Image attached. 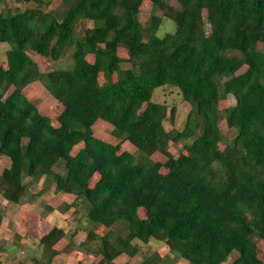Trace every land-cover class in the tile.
Returning <instances> with one entry per match:
<instances>
[{
	"label": "trees",
	"instance_id": "trees-1",
	"mask_svg": "<svg viewBox=\"0 0 264 264\" xmlns=\"http://www.w3.org/2000/svg\"><path fill=\"white\" fill-rule=\"evenodd\" d=\"M148 1L145 21L142 0H60V19L38 7L0 9V42L9 45L0 63V196L21 204L44 178L71 195L65 210L84 211V226L53 224L38 238L44 264L73 251L112 264L134 257L135 241L167 247L138 264H226L233 252L227 264H264L255 253L264 242V0ZM164 18L174 27L158 36ZM82 21L91 25L78 32ZM28 51L54 61L69 52L72 64L41 72ZM33 81L60 104L55 124L24 94ZM163 85L189 104L181 128L174 106L152 100ZM97 119L118 142L93 135ZM221 119L235 129L226 143ZM157 152L163 161L150 158Z\"/></svg>",
	"mask_w": 264,
	"mask_h": 264
},
{
	"label": "rangeland",
	"instance_id": "rangeland-1",
	"mask_svg": "<svg viewBox=\"0 0 264 264\" xmlns=\"http://www.w3.org/2000/svg\"><path fill=\"white\" fill-rule=\"evenodd\" d=\"M38 7L46 12H50L58 19L61 18L63 12V5L60 0H49L48 4L36 3L34 1L25 0H1L0 9L10 10H23L25 8ZM150 1L142 0L139 9V17L141 21H145L150 17ZM34 26L35 22H31ZM91 25L89 21H82L78 25V32H81L85 26ZM174 27V23L164 18L158 31L157 35L162 36L165 32L171 31ZM206 31L209 30V26L205 25ZM9 48V45L4 42H0V63L4 62L5 50ZM264 48V46H260ZM28 54L32 58L34 65L38 71H45L54 68H69L71 62L69 59V52L64 55L59 61H54L47 57L37 54L34 51H28ZM118 55L123 61L127 60V55L124 48L118 49ZM87 59L92 60V55H88ZM24 94L26 97L36 104L37 109L41 114L48 115L52 119V123L55 124V117L60 112L61 106L57 100L43 87L39 81H33L29 83L25 89ZM152 100L155 102L165 103L168 107L174 106L176 109V116L174 121L175 128H181L185 120L186 113L189 109V104L185 102L174 86L163 85L157 87L153 91ZM233 103V98L229 95L226 99L219 103V109L223 113L224 109ZM220 130L224 136V142L226 143L235 135V129L225 126L224 119L219 121ZM165 129L172 127L169 121V112L167 117L163 121ZM112 125L103 119H97L92 124V133L94 136L100 138L103 141L116 143L119 139L111 134ZM220 143L219 147L223 146ZM79 146L73 148V153ZM121 148L129 151L134 149L131 145L123 141ZM168 150L173 154L177 155L182 151V145L169 144ZM150 158L163 161L165 156L161 153H154ZM7 161L5 158L0 157V172L6 166ZM26 181V180H25ZM95 180L90 182L94 183ZM30 193L25 202L16 204L7 202L0 196V264H44L38 262L42 259L41 246L38 243V238L47 232L50 227L55 224L61 226L64 229H70L76 224L84 226L86 224L85 218L83 217L84 211H79L74 214V208L71 207L67 210L64 209L65 204L71 200V195L63 194L61 192H54V184L49 182L46 184V180L41 178L39 182L30 185ZM40 191V194H38ZM50 207V209H48ZM138 214L143 216L142 209L138 210ZM79 219V220H78ZM102 233V229L97 230ZM84 232L79 231L78 234L72 239L73 244H77L84 238ZM65 240H61L56 244V247L61 249ZM138 246V253L134 257H128L124 254L117 257L112 264H138L143 255L146 252L157 250L161 255L167 254V247L158 241H150L147 244L135 241ZM255 253L260 259H264V242L262 240L257 241L255 247ZM236 256L233 252L229 256L228 262ZM98 257L92 256V254H84L82 252L73 251L69 254L61 253L54 257L51 264H77L78 261L81 264H94ZM226 262V264L228 263ZM177 264H187L185 261L176 260Z\"/></svg>",
	"mask_w": 264,
	"mask_h": 264
},
{
	"label": "bare ground",
	"instance_id": "bare-ground-1",
	"mask_svg": "<svg viewBox=\"0 0 264 264\" xmlns=\"http://www.w3.org/2000/svg\"><path fill=\"white\" fill-rule=\"evenodd\" d=\"M72 243V242H71Z\"/></svg>",
	"mask_w": 264,
	"mask_h": 264
}]
</instances>
